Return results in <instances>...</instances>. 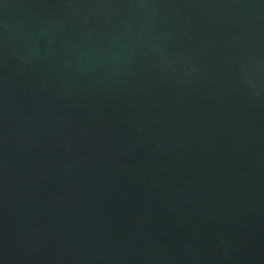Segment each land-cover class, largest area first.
I'll use <instances>...</instances> for the list:
<instances>
[{
  "label": "water",
  "instance_id": "water-1",
  "mask_svg": "<svg viewBox=\"0 0 264 264\" xmlns=\"http://www.w3.org/2000/svg\"><path fill=\"white\" fill-rule=\"evenodd\" d=\"M0 264H264V0H0Z\"/></svg>",
  "mask_w": 264,
  "mask_h": 264
}]
</instances>
